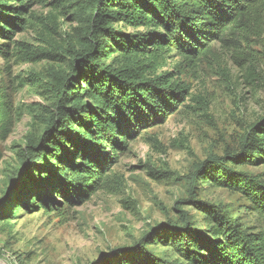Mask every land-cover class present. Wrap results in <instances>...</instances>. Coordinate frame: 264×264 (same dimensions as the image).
Instances as JSON below:
<instances>
[{
	"label": "trees",
	"instance_id": "1",
	"mask_svg": "<svg viewBox=\"0 0 264 264\" xmlns=\"http://www.w3.org/2000/svg\"><path fill=\"white\" fill-rule=\"evenodd\" d=\"M71 1L77 28L70 59L49 74L53 103L44 131L25 138L19 168L0 199V221L11 217L13 207L53 213L106 189L108 174L131 142L185 102L189 86L178 78L182 69L207 60L215 45L240 59L246 55L242 67L264 56V0ZM33 3L0 0V39L31 25ZM117 24L143 31L125 33ZM254 47L259 50L249 54ZM170 53L179 59L174 72H159ZM248 75L257 76L254 69ZM230 163L264 165V115L249 127ZM203 170L200 181L240 193L264 219V173L253 177L220 162ZM191 203L204 214L206 230L163 225L103 264H264L262 234L243 228L221 206L194 198ZM157 243L172 258L150 250Z\"/></svg>",
	"mask_w": 264,
	"mask_h": 264
},
{
	"label": "rangeland",
	"instance_id": "2",
	"mask_svg": "<svg viewBox=\"0 0 264 264\" xmlns=\"http://www.w3.org/2000/svg\"><path fill=\"white\" fill-rule=\"evenodd\" d=\"M74 10L71 0H35L31 25L0 39V199L19 168L25 138L44 131L53 103L46 82L51 70L69 62ZM254 50L259 48L249 54ZM241 59L215 45L207 60L183 68L178 78L189 86L183 105L164 123L143 130L111 169L108 187L83 205L53 213L13 207L11 217L0 221V264H103L163 225L206 230L192 198L223 207L243 228L264 236V219L245 197L199 179L213 162L253 177L264 173V165L230 163L249 127L264 115V56L243 67ZM178 61L170 53L159 72H174ZM149 248L172 258L158 243Z\"/></svg>",
	"mask_w": 264,
	"mask_h": 264
}]
</instances>
